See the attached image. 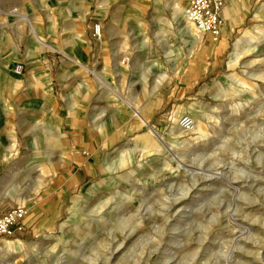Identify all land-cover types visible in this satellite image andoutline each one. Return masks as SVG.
Segmentation results:
<instances>
[{"label": "rangeland", "instance_id": "374dc122", "mask_svg": "<svg viewBox=\"0 0 264 264\" xmlns=\"http://www.w3.org/2000/svg\"><path fill=\"white\" fill-rule=\"evenodd\" d=\"M170 1L0 0V212L28 199L0 264H264V0L230 43L202 33L195 49ZM82 38L86 66L74 60ZM12 57L22 84L3 74ZM45 73L53 114L2 106ZM180 106L202 133L178 136ZM16 240L25 247L3 246Z\"/></svg>", "mask_w": 264, "mask_h": 264}, {"label": "crops", "instance_id": "0c3cea01", "mask_svg": "<svg viewBox=\"0 0 264 264\" xmlns=\"http://www.w3.org/2000/svg\"><path fill=\"white\" fill-rule=\"evenodd\" d=\"M170 7L172 8L174 19L176 22L180 25V29L182 32H184L186 39L192 46V49H195L199 44L202 43L203 35L197 32V30L189 24V22L186 20L185 16L181 14L179 8H181V1L180 0H171L170 1ZM256 7L255 0H228L223 11H222V17L224 19V25L221 30L220 39L227 45V43H230V39L233 33L239 28V26L242 24V20L247 19L250 17V11ZM249 8V9H247ZM135 28L138 32V34H141L143 37L142 43L145 45L147 44V37L145 35L144 29H145V23L143 21H137L135 23ZM143 28V29H142ZM191 28V29H190ZM244 42V40L238 41L236 44V48L234 49V52L231 56L230 62L232 64H235L238 58V44L241 46V44ZM224 44V45H225ZM79 48L77 51L73 52L75 57V63L78 65H87L89 61L88 57V48L84 44L83 38L79 40ZM50 48L52 50L56 49L55 45H51ZM242 48V47H241ZM126 49V44L125 48ZM40 58L41 56H37L36 59L33 61L36 62L35 68H40ZM16 57L7 58L4 60L3 64V74L6 77H9L10 80L15 84H20L23 82L22 79V73L18 74L14 72V69L16 67ZM63 69V67H62ZM61 69V70H62ZM37 73L40 70H35L33 73ZM106 72V79L107 81L112 85V80L110 77V68L107 66L105 67ZM56 80H53L51 76H49V73H45L42 75L35 76L32 75V79L30 81L25 82L18 90L19 94L14 95H2V106L6 108V110H9L8 112H11L14 108H21L25 112L30 113L33 117H39V116H47L48 114H53L52 110L55 108V87H56ZM22 84V83H21ZM58 84V83H57ZM67 84V82L64 80V86ZM14 85V84H13ZM92 83L90 81H86L80 85V91L83 92L84 95H89L92 92H94L95 88L92 87ZM14 87V86H13ZM11 93V92H10ZM73 96V92L71 93ZM80 104V103H79ZM11 110V111H10ZM22 110V112H23ZM6 113L3 112L2 109V119L3 117L8 116L12 113ZM186 112V108L183 106L178 107L176 110V115H183ZM121 115H124L121 113ZM9 117V116H8ZM6 121V120H5ZM8 121H12L11 119H8ZM3 122V121H2ZM17 122V120L15 121ZM19 122V121H18ZM145 123H147V119L144 120ZM43 123L48 127L51 128L54 132V134L58 137H64V132L62 131V128L60 125L53 121V119L49 118L43 121ZM174 130L176 133L181 135L179 129V124L177 123L176 117L174 118ZM152 134L159 135L155 130H151ZM150 132L144 133L141 135V139H146L151 135ZM159 137H161L159 135ZM179 140H181V137H178ZM6 142L2 141V144H5ZM18 143L14 141L13 148L17 150ZM112 168H114L112 166ZM28 199L23 198L19 200V203L24 205L28 201ZM11 206V205H9ZM8 208H5L3 211H5ZM1 213V212H0ZM27 219V218H26ZM25 219V221H26ZM47 220L44 221L42 225L39 226V230H41L44 226H47ZM33 221L27 222V227L32 229Z\"/></svg>", "mask_w": 264, "mask_h": 264}, {"label": "built area", "instance_id": "2783aa9c", "mask_svg": "<svg viewBox=\"0 0 264 264\" xmlns=\"http://www.w3.org/2000/svg\"><path fill=\"white\" fill-rule=\"evenodd\" d=\"M185 16L199 32L209 34L218 39L224 25L222 11L228 0H185ZM97 37H101L100 25L94 28ZM18 71L20 66L17 67ZM179 125L185 131H193L195 122L189 115H183L178 120ZM27 208L24 205H15L0 213V238L15 237L26 229L25 219Z\"/></svg>", "mask_w": 264, "mask_h": 264}, {"label": "bare ground", "instance_id": "6f19581e", "mask_svg": "<svg viewBox=\"0 0 264 264\" xmlns=\"http://www.w3.org/2000/svg\"><path fill=\"white\" fill-rule=\"evenodd\" d=\"M178 11H180L181 12V14L182 15H184L185 16V10L183 9V8H179V10ZM186 17V16H185ZM187 20V19H186ZM188 21V20H187ZM189 22V21H188ZM189 24H191L196 30H197V32H199L198 31V29L192 24V23H190L189 22ZM143 29V28H142ZM191 29V28H190ZM200 34H202L201 32H199ZM39 39H40V36H39ZM15 72L16 73H18V74H20L21 72L20 71H18V69H17V66L15 67ZM189 116H191L190 114H188ZM192 118H193V116H191ZM179 120V119H178ZM193 120H194V118H193ZM194 122H195V120H194ZM178 124H179V122H178ZM180 126V125H179ZM183 131H184V129H183ZM192 133H197V134H200V133H202V124L200 123V122H195V129L193 130V131H191ZM192 135V134H191ZM3 246H5V247H12V249H14V250H18V249H22L23 248V246H24V243H21L20 241H18V240H16V241H3ZM25 247V246H24Z\"/></svg>", "mask_w": 264, "mask_h": 264}]
</instances>
